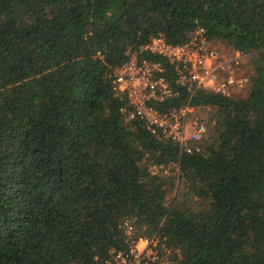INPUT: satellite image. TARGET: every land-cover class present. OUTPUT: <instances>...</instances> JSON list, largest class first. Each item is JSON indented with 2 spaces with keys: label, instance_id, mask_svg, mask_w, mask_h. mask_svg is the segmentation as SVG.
Returning a JSON list of instances; mask_svg holds the SVG:
<instances>
[{
  "label": "trees",
  "instance_id": "16d2710c",
  "mask_svg": "<svg viewBox=\"0 0 264 264\" xmlns=\"http://www.w3.org/2000/svg\"><path fill=\"white\" fill-rule=\"evenodd\" d=\"M199 27L244 53L243 90L181 84L142 48ZM133 51L171 88L148 102L205 124L197 149L119 109ZM139 236L169 259L139 264H264V0H0V264H113Z\"/></svg>",
  "mask_w": 264,
  "mask_h": 264
},
{
  "label": "built area",
  "instance_id": "2783aa9c",
  "mask_svg": "<svg viewBox=\"0 0 264 264\" xmlns=\"http://www.w3.org/2000/svg\"><path fill=\"white\" fill-rule=\"evenodd\" d=\"M142 48L168 61L175 71L176 81L181 84L208 88L226 95L245 87L246 76L239 74L236 68L245 61L244 53L239 50L220 51L210 43L200 27L179 43H171L162 34H156ZM162 69L161 61L140 57L134 51L117 65L112 72L113 88L126 100V105L119 109L126 117L142 118L152 131L160 130L184 150L197 149L196 144L189 142L201 139L207 130L202 120L190 114L192 106L181 104L163 112L148 102L151 98L161 99L171 93L161 75ZM162 172L168 173V166H164ZM129 231L128 226L125 232L130 234ZM156 244V237L130 239L128 252H115L112 262L139 264L145 259L168 262L167 257L158 254Z\"/></svg>",
  "mask_w": 264,
  "mask_h": 264
},
{
  "label": "rangeland",
  "instance_id": "374dc122",
  "mask_svg": "<svg viewBox=\"0 0 264 264\" xmlns=\"http://www.w3.org/2000/svg\"><path fill=\"white\" fill-rule=\"evenodd\" d=\"M214 44H216L217 46H220V47H222L223 48V45H222V43H220L218 40H216V42H214ZM225 49V48H224Z\"/></svg>",
  "mask_w": 264,
  "mask_h": 264
}]
</instances>
